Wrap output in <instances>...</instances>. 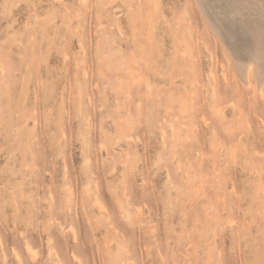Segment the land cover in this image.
Wrapping results in <instances>:
<instances>
[{
	"label": "rangeland",
	"instance_id": "obj_1",
	"mask_svg": "<svg viewBox=\"0 0 264 264\" xmlns=\"http://www.w3.org/2000/svg\"><path fill=\"white\" fill-rule=\"evenodd\" d=\"M203 13L0 0V264H264V86Z\"/></svg>",
	"mask_w": 264,
	"mask_h": 264
},
{
	"label": "bare ground",
	"instance_id": "obj_2",
	"mask_svg": "<svg viewBox=\"0 0 264 264\" xmlns=\"http://www.w3.org/2000/svg\"><path fill=\"white\" fill-rule=\"evenodd\" d=\"M196 2L204 11L203 15L210 27L208 29L223 46L238 80L246 87H251L252 80H255L254 89L263 94L264 0H196ZM211 7L218 11L219 17H214L210 13ZM239 34H242L244 39ZM238 43H241L240 46Z\"/></svg>",
	"mask_w": 264,
	"mask_h": 264
}]
</instances>
